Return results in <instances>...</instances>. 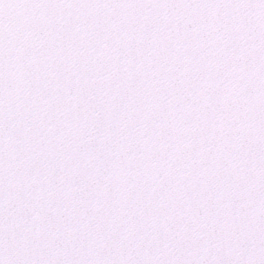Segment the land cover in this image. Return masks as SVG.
<instances>
[{
    "label": "snow or ice",
    "instance_id": "1",
    "mask_svg": "<svg viewBox=\"0 0 264 264\" xmlns=\"http://www.w3.org/2000/svg\"><path fill=\"white\" fill-rule=\"evenodd\" d=\"M0 264H264V0H0Z\"/></svg>",
    "mask_w": 264,
    "mask_h": 264
}]
</instances>
